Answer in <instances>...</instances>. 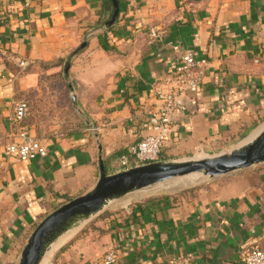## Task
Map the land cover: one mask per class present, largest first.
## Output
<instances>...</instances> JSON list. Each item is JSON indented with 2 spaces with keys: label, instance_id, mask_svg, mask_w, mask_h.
<instances>
[{
  "label": "crops",
  "instance_id": "1",
  "mask_svg": "<svg viewBox=\"0 0 264 264\" xmlns=\"http://www.w3.org/2000/svg\"><path fill=\"white\" fill-rule=\"evenodd\" d=\"M117 3L106 28L110 0H0V264H14L47 215L92 190L99 162L116 174L127 156L132 168L129 149L149 133L154 83L183 51L208 65L195 112L179 118L158 162L214 153L264 122V0ZM82 43L69 76L84 126L40 140L44 158L4 156L14 104L35 92L40 63ZM154 193L109 210L98 222L104 233L77 241L62 262L103 264L111 251L115 264H243L247 251L264 250V162L199 191Z\"/></svg>",
  "mask_w": 264,
  "mask_h": 264
},
{
  "label": "water",
  "instance_id": "2",
  "mask_svg": "<svg viewBox=\"0 0 264 264\" xmlns=\"http://www.w3.org/2000/svg\"><path fill=\"white\" fill-rule=\"evenodd\" d=\"M110 1L112 14L105 23L106 28L114 25L119 13L117 0ZM85 46L86 43H82L78 51ZM68 70L69 64L66 63L63 69L65 75ZM263 162L264 127L232 151L217 156L179 162H156L114 175H106L103 163L99 162L96 185L88 193L60 206L35 227L21 251L18 264H40L50 246L64 233L99 214L109 202L132 192L193 174L209 178L220 177Z\"/></svg>",
  "mask_w": 264,
  "mask_h": 264
},
{
  "label": "built area",
  "instance_id": "3",
  "mask_svg": "<svg viewBox=\"0 0 264 264\" xmlns=\"http://www.w3.org/2000/svg\"><path fill=\"white\" fill-rule=\"evenodd\" d=\"M149 35L152 39L158 36L154 29ZM207 65L208 61L205 58L196 57L188 50L183 51L172 71L154 83L152 104L146 114V127L149 133L129 149L134 167L158 162L162 148L176 136L179 118L186 113L195 112ZM27 109L25 102L14 104L13 115L10 118L12 130L9 133V143L3 152L4 156L23 163L47 155L45 146L31 134L30 129L21 126ZM129 164L127 156L120 157L119 166L124 171L131 169ZM115 262L116 256L111 251L103 259V264ZM243 264H264V250L250 249L244 256Z\"/></svg>",
  "mask_w": 264,
  "mask_h": 264
},
{
  "label": "rangeland",
  "instance_id": "4",
  "mask_svg": "<svg viewBox=\"0 0 264 264\" xmlns=\"http://www.w3.org/2000/svg\"><path fill=\"white\" fill-rule=\"evenodd\" d=\"M78 50L79 48L65 59H58L44 65L42 67L40 81L38 87L35 89V92L31 93L28 98L22 101L30 106L27 117L28 119L36 122V127L34 129L35 133L32 135L38 141L65 135L71 131L80 129L82 126V116L84 111L81 100L79 99V94L77 93L78 88L73 79L69 76V70L67 75L63 72L66 63L69 64L70 68L72 58L81 51ZM76 51H78V53L75 54ZM262 126H264V122L260 123L247 138H249ZM245 140L236 141L233 145H227L226 147H219L211 154L199 153V155L175 161L179 162L200 159L228 153L237 146L241 145ZM236 172L215 178L194 175V180L189 179L190 176L186 178L172 179L164 183L132 192L118 200L111 201L99 214L80 222L76 227L69 230L68 232H74L71 238L53 251L49 257L44 256L43 260H41V264H65L62 262V258L67 250L71 249L77 241H80L85 236L103 234L105 229L102 226H98L99 220L104 219V217L109 214L108 211L114 209V207L126 206L131 201L130 198L132 199V197L136 198L139 195L145 197L146 195H151L153 192H155L154 194L167 195H181L183 193L195 192L209 187L215 181L227 179V177H230ZM20 254L14 264H18Z\"/></svg>",
  "mask_w": 264,
  "mask_h": 264
},
{
  "label": "trees",
  "instance_id": "5",
  "mask_svg": "<svg viewBox=\"0 0 264 264\" xmlns=\"http://www.w3.org/2000/svg\"><path fill=\"white\" fill-rule=\"evenodd\" d=\"M47 63H40V69L42 70V67L44 66V65H46ZM27 107H28V109H27V114H26V117L22 120V122H21V126H26L28 129H30V126H33V125H35L36 124V122H34L33 120H31V119H28V113H29V104H27ZM36 126V125H35ZM84 126V123H82V126H81V128ZM247 135V134H246ZM246 135H244V136H241V139H243V138H245L246 137ZM161 160V153L159 154V157H158V161H160ZM132 167H134V162L132 161ZM105 173H106V175H114L115 174V172L113 171V170H110L108 167H106L105 166ZM71 201V199H67L66 200V202H70Z\"/></svg>",
  "mask_w": 264,
  "mask_h": 264
},
{
  "label": "bare ground",
  "instance_id": "6",
  "mask_svg": "<svg viewBox=\"0 0 264 264\" xmlns=\"http://www.w3.org/2000/svg\"><path fill=\"white\" fill-rule=\"evenodd\" d=\"M202 159V158H200ZM194 175H199V174H193V175H189V179L194 180ZM201 176V175H200ZM188 177V176H187ZM186 178V177H185ZM73 231L67 232L65 235H63L62 237H59L58 240L50 246L49 250L45 253L46 255L44 256H50L51 253H53V251H55L57 248H59V246H61L63 243H65L69 238H71V236L73 235ZM44 258V257H43ZM43 260V259H42ZM42 262V261H41ZM41 264V263H40Z\"/></svg>",
  "mask_w": 264,
  "mask_h": 264
}]
</instances>
